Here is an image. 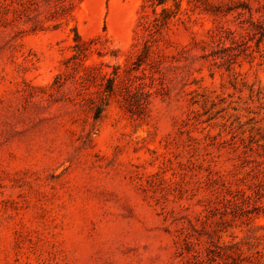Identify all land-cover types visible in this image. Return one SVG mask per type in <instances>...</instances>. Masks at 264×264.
<instances>
[{
	"label": "rangeland",
	"instance_id": "rangeland-1",
	"mask_svg": "<svg viewBox=\"0 0 264 264\" xmlns=\"http://www.w3.org/2000/svg\"><path fill=\"white\" fill-rule=\"evenodd\" d=\"M0 264H264V0H0Z\"/></svg>",
	"mask_w": 264,
	"mask_h": 264
},
{
	"label": "trees",
	"instance_id": "trees-1",
	"mask_svg": "<svg viewBox=\"0 0 264 264\" xmlns=\"http://www.w3.org/2000/svg\"><path fill=\"white\" fill-rule=\"evenodd\" d=\"M78 41H80V38H79V36L76 34V35H75V42H78Z\"/></svg>",
	"mask_w": 264,
	"mask_h": 264
}]
</instances>
